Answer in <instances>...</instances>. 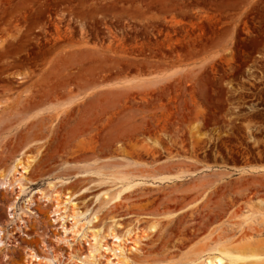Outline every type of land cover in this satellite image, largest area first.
Segmentation results:
<instances>
[{
  "label": "rangeland",
  "instance_id": "rangeland-1",
  "mask_svg": "<svg viewBox=\"0 0 264 264\" xmlns=\"http://www.w3.org/2000/svg\"><path fill=\"white\" fill-rule=\"evenodd\" d=\"M215 256L264 257V0H0V264Z\"/></svg>",
  "mask_w": 264,
  "mask_h": 264
},
{
  "label": "bare ground",
  "instance_id": "bare-ground-1",
  "mask_svg": "<svg viewBox=\"0 0 264 264\" xmlns=\"http://www.w3.org/2000/svg\"><path fill=\"white\" fill-rule=\"evenodd\" d=\"M72 215H76V211H75V209H72ZM219 252H221V253H226L225 251H219ZM239 255H240V257H242V258H243L244 255L246 256V254H244V255L239 254ZM245 256H244V259L246 258ZM214 259H217V260L209 259L208 263H209V264H215V262H218V264H222V259H221L219 256H215ZM127 260H128V259L125 258L124 256H123L122 259H121V261H122L123 263H126ZM253 262H254V264H260V263H263V262H264V257H257V258L255 259V261H252V262H242L241 264H253Z\"/></svg>",
  "mask_w": 264,
  "mask_h": 264
}]
</instances>
